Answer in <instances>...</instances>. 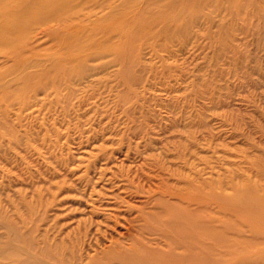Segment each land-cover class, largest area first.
Wrapping results in <instances>:
<instances>
[{
	"label": "bare ground",
	"instance_id": "6f19581e",
	"mask_svg": "<svg viewBox=\"0 0 264 264\" xmlns=\"http://www.w3.org/2000/svg\"><path fill=\"white\" fill-rule=\"evenodd\" d=\"M47 43L57 51L39 55L37 48ZM0 55V159L25 160L22 151L49 154L64 139L77 144L81 162L88 161L78 175L62 160L45 206L43 193L31 186L44 219L61 203L59 196L75 193L71 199L89 218L78 222L92 225L95 216H112L116 231L126 212L124 220L136 231L127 245L122 233L111 234L86 264H202L207 242L225 248L220 259H211L216 264H264V248L248 255L246 247L264 231L243 230L235 221H202L199 167L202 133H212L219 118L214 110L235 106L241 113L246 103L264 117V108L254 105L264 103V0H0ZM157 82L165 96L150 91ZM33 102H41L40 112L59 106L63 115L56 108L55 115H11L16 103L23 111ZM241 117L229 123V138L241 136L250 150L227 160L238 168L212 171L229 188L248 181L247 165L264 178V127L252 137L250 120ZM37 138L41 144L33 146ZM170 159L173 166L164 167ZM135 161L157 174L125 168ZM1 177L4 193L15 180L8 168ZM101 180L111 186L107 193L95 189ZM218 194L212 196L222 208L256 212L254 226L262 224L264 197L230 202ZM10 195L5 203L0 199V264H82L70 235L59 240L35 232L40 210L33 197L27 200L25 193L18 201ZM29 207L33 214L25 212ZM223 252H235L236 259L224 260Z\"/></svg>",
	"mask_w": 264,
	"mask_h": 264
},
{
	"label": "rangeland",
	"instance_id": "374dc122",
	"mask_svg": "<svg viewBox=\"0 0 264 264\" xmlns=\"http://www.w3.org/2000/svg\"><path fill=\"white\" fill-rule=\"evenodd\" d=\"M48 43L42 47L37 48L38 54L41 56L44 55H51L55 54L57 51L56 47L47 48ZM192 47V46H190ZM55 51V52H54ZM201 55L198 59V61H203V57L205 56V52H207L206 49L201 51ZM32 57V56H31ZM1 58V55H0ZM192 67V64L189 63V68ZM161 78H158L157 81H161ZM161 84L155 83L152 86V89L150 90L152 93H155L156 96L162 97L165 96L164 92L160 90ZM202 101H205L202 100ZM41 102H33L31 104L30 108L26 106V108L22 111L20 109V104L16 103L14 106H12V112L11 115H55L52 111L54 108H56L59 112L61 108L55 107L54 105H51L52 107L49 108V105H46L43 110L41 109V112L38 111L41 108ZM255 106H259L264 108V103L259 105L257 102L254 103ZM237 106V105H236ZM241 107V113L238 112V110L233 106V109L228 110L227 108L214 110V116H218L219 118H216L214 120V130L212 133H202V152L200 155H202V162L199 164V167L202 168V180L205 182L202 183V221L213 218L217 220L222 221H235L244 224L243 230L251 228H256L257 230L264 231V219L262 220V224L257 226H254L257 222L254 220L256 218V215L258 216V213H251V212H245V209L241 207L240 211H234L231 209H225L222 208L220 203L216 201V199L212 196L214 193L219 195L218 193H225L227 194L228 201L230 202H238L241 200L240 198L246 197L249 199H256L257 197H264V178L263 177H257L255 170L247 165L246 167V176L248 177V181L244 183L239 184H233L231 185L232 188H229V185L224 181L221 183L220 177L218 175H213L212 171L217 172L220 169H223L224 171L226 169H235L238 168V166L234 164H228L231 160L233 163L234 160H239L241 156L245 155L246 151H249V146H246L244 143L242 144V138L241 136L235 137V138H229V135H231L232 129L230 124H233V121L239 120L242 117L246 116L247 119L250 120V124L252 125V137H258L259 133L256 130V127L258 130L260 128L264 127V117L261 115H257L254 112L253 104H246L242 103L240 105ZM156 109L160 110L161 107L156 106ZM60 109V110H59ZM228 110V113L230 115H222V113ZM233 110V111H232ZM255 110H258L255 108ZM247 111L251 115H246ZM252 111L254 114H252ZM261 111V109H260ZM56 112L58 115H63L61 112ZM92 112V111H91ZM89 113L90 115L92 113ZM161 115H165L164 108L160 111ZM213 111H210V114H212ZM246 113V114H245ZM219 114V115H217ZM234 114V115H232ZM241 114V115H239ZM245 114V115H243ZM74 115V114H72ZM76 115V114H75ZM227 118L228 123L223 121ZM241 117V118H240ZM223 120V121H222ZM262 125V127H261ZM216 128V129H215ZM245 128H247L245 126ZM76 134L73 135L75 137ZM216 136H220L216 138ZM52 139H54V135H52ZM41 140L37 138V141L35 143H32L33 146L36 143H40ZM76 142V141H75ZM31 144V145H32ZM41 144V143H40ZM61 145H64V148L60 147ZM263 146V145H262ZM40 145H38V148ZM69 148V150L67 149ZM53 151H50L49 154L39 155L38 153H33L36 151H31L30 153L33 156H29L26 152L22 151V155L25 157V160H23L20 157V160L22 159L24 162H14L13 159H10L8 161L7 159H0V180L1 176L4 175L7 168L11 171V177L13 180H15L11 184V189L6 190L4 193L0 191V199L3 201V203L6 202L7 194L10 195L13 200H18L20 195H18L17 191L23 192L22 195H25V193L28 195L27 200H30L32 197V200L34 201L36 207L40 210L38 213V217H36L37 225H40V230L35 231L37 234L48 232L50 237L53 239L55 236H58L57 238L60 240L61 237L68 238V235L72 238V243H75V255L79 259L80 256H82V264H86L91 260L90 257H92L96 252V249L98 245H100L102 248L104 245L108 244L109 236L112 234L115 236V233L120 232L124 235V240H126V245L129 244L131 241L133 242L135 239V233L132 228L129 227L127 220H124V217H127L129 214L126 212H121L118 219L120 222H118V225L116 226V231L112 230L111 227L115 225V221L112 216H102L98 217L95 216L92 218V225L88 221L87 223L78 222L81 217L86 219L88 218V215L81 216L80 208L78 204H75L73 200L71 199L73 196H75V193L71 194H63L59 196V199L61 200L62 205L58 204L55 206L54 204L51 206V210L47 213L48 216L43 215V209L38 205V200L36 195H32L34 192L32 189L41 191L43 193L44 199H43V206L46 205L48 200L50 199L49 191H55L56 183L59 181L60 178H56L53 174V170H56V172H60L62 170V160L68 159V162H70V168L78 169L79 174L83 172V170L86 168L87 160H84L81 162L82 155L81 150L77 149V144L74 143H67L64 144V139H61L60 145L58 144L56 148H52ZM85 159V157H84ZM137 160V159H136ZM195 160V159H194ZM198 163V161H193ZM5 166V171L2 174V167ZM61 166V167H60ZM136 166H140L142 170H147L153 175L157 174V169L148 164H145V162L142 161H135V162H128L125 164V168H135ZM165 166L172 165V160L165 162ZM106 168H111L110 166H103ZM261 167V166H260ZM144 168V169H143ZM175 168V167H173ZM259 168V165L255 166V169ZM264 168V167H263ZM33 172L35 177L30 178L29 174ZM40 173V174H39ZM161 173V172H160ZM109 176V174H108ZM107 176V177H108ZM24 178V179H23ZM218 178V179H217ZM97 178L94 179L96 181ZM57 181V182H56ZM212 181V182H211ZM253 181V182H252ZM33 185V188L31 189V186ZM35 186V187H34ZM254 186V187H253ZM49 188V190L47 189ZM238 187V188H237ZM240 188V189H239ZM251 190H248L250 189ZM97 192H104L107 193V191L111 190L110 184L106 180H101L98 183V186L95 188ZM243 189V190H242ZM254 190V191H253ZM249 191V192H248ZM54 193V192H53ZM21 195V196H22ZM75 197H78L77 195ZM95 197H97L95 195ZM230 199V200H229ZM264 201V200H263ZM64 202V203H63ZM228 203V202H227ZM245 205V204H244ZM120 207H117V209H123ZM30 208V209H29ZM25 212L26 213H34L32 210V207H29ZM225 209V210H224ZM224 210V212H223ZM236 210V209H235ZM262 212L264 211V202L263 206L260 209ZM109 213V212H107ZM111 214H114V211L110 212ZM264 213V212H263ZM110 214V215H111ZM254 218V219H253ZM42 219V220H41ZM254 220L252 223L249 220ZM122 220V221H121ZM123 222V223H122ZM255 223V224H254ZM51 224V225H50ZM47 230V231H46ZM128 231V232H127ZM248 231H246V234ZM209 234L207 231H205L202 236H205ZM129 242V243H128ZM249 246H246V244H241V248L248 247L247 254L252 255L256 252H260L262 248H264V237L258 239L257 241L248 242ZM261 243V244H260ZM251 244V246H250ZM236 248L239 250V248L236 245ZM224 247H220L219 244L213 243L209 244L204 243L202 245V264H216L217 262L212 261L211 259H218L219 256L218 251L224 250ZM255 249V250H254ZM210 253L209 255H207ZM220 257H222L224 260L229 259H236V253L234 252H223L220 254ZM220 259V258H219ZM80 261V260H79ZM223 264H230V262H226Z\"/></svg>",
	"mask_w": 264,
	"mask_h": 264
}]
</instances>
